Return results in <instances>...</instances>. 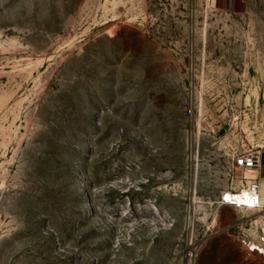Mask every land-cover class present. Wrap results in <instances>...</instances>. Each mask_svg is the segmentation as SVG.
<instances>
[{
    "label": "rangeland",
    "instance_id": "obj_1",
    "mask_svg": "<svg viewBox=\"0 0 264 264\" xmlns=\"http://www.w3.org/2000/svg\"><path fill=\"white\" fill-rule=\"evenodd\" d=\"M263 146L264 0H0V264H264Z\"/></svg>",
    "mask_w": 264,
    "mask_h": 264
},
{
    "label": "built area",
    "instance_id": "obj_2",
    "mask_svg": "<svg viewBox=\"0 0 264 264\" xmlns=\"http://www.w3.org/2000/svg\"><path fill=\"white\" fill-rule=\"evenodd\" d=\"M236 165L243 171L242 187L223 193L218 205L233 206L239 211H253L255 214L236 222L231 228L236 230V236L241 245L250 252L264 256V206L260 198V182L257 172L261 162L258 152H247L240 155ZM186 264H191L187 261Z\"/></svg>",
    "mask_w": 264,
    "mask_h": 264
},
{
    "label": "crops",
    "instance_id": "obj_3",
    "mask_svg": "<svg viewBox=\"0 0 264 264\" xmlns=\"http://www.w3.org/2000/svg\"><path fill=\"white\" fill-rule=\"evenodd\" d=\"M259 158H260V162H261V166L260 169L257 172V176L259 178V182H260V198H261V203L264 206V146L262 148H260L259 150H257ZM229 206V205H226ZM233 207V206H231ZM236 209V208H235ZM237 210V209H236ZM239 213H241L242 211L237 210ZM262 217H264V212L261 214ZM241 219H237L235 221L238 222Z\"/></svg>",
    "mask_w": 264,
    "mask_h": 264
}]
</instances>
